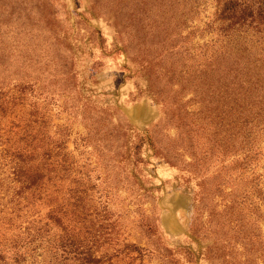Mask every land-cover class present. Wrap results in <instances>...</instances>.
<instances>
[{
	"label": "rangeland",
	"instance_id": "obj_1",
	"mask_svg": "<svg viewBox=\"0 0 264 264\" xmlns=\"http://www.w3.org/2000/svg\"><path fill=\"white\" fill-rule=\"evenodd\" d=\"M202 4L186 22L181 0H0V88L38 95L2 125L34 113L65 139L99 211L145 249L135 264H264V117L247 112L264 69L232 83L211 66Z\"/></svg>",
	"mask_w": 264,
	"mask_h": 264
},
{
	"label": "trees",
	"instance_id": "obj_2",
	"mask_svg": "<svg viewBox=\"0 0 264 264\" xmlns=\"http://www.w3.org/2000/svg\"><path fill=\"white\" fill-rule=\"evenodd\" d=\"M181 3L186 22L203 19L201 9L209 8L202 0ZM211 6L214 11L200 33L217 39L211 41V66L232 83L240 81L242 71H263L264 0H211ZM208 44L200 50L203 57L206 52L208 56ZM14 84L12 89L0 88V264H135L145 249L121 238L107 204L99 211L96 185L90 186L87 168L71 156L65 139L38 133L34 113L25 125L17 120L2 125L38 96L36 81ZM260 89L256 85L237 95L246 102ZM254 111L256 118L264 117L262 97L257 106L247 104V112ZM259 126L264 131V118ZM245 139L249 157L256 136L248 133ZM134 157L138 162V152Z\"/></svg>",
	"mask_w": 264,
	"mask_h": 264
}]
</instances>
